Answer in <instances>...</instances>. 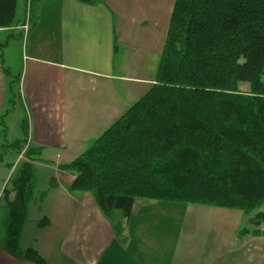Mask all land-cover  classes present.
<instances>
[{
	"label": "crops",
	"instance_id": "0c3cea01",
	"mask_svg": "<svg viewBox=\"0 0 264 264\" xmlns=\"http://www.w3.org/2000/svg\"><path fill=\"white\" fill-rule=\"evenodd\" d=\"M92 1L40 0L25 34L24 19L15 23L18 0L12 14L0 12V30L17 27L23 38L16 79L28 115L27 144L42 157L33 165L54 163L40 222L46 236L39 234L17 254L0 241V264H34L22 256L29 248L46 264H264V234L240 236L247 216L239 210L136 199L116 231L119 215L106 217L90 193L69 189L74 174L60 166L84 152L154 83L175 2ZM12 67V53L0 59V111L12 93ZM141 215L149 220L139 237ZM157 218L168 220L165 228L178 220L163 263L157 259L164 251L152 238Z\"/></svg>",
	"mask_w": 264,
	"mask_h": 264
},
{
	"label": "trees",
	"instance_id": "16d2710c",
	"mask_svg": "<svg viewBox=\"0 0 264 264\" xmlns=\"http://www.w3.org/2000/svg\"><path fill=\"white\" fill-rule=\"evenodd\" d=\"M6 1L0 12L12 14L16 0ZM263 75L264 0H175L154 83L60 166L74 174L69 189L90 193L106 217L119 215L116 231L135 200L148 199L239 210L247 216L240 236L264 234V212L255 211L264 203ZM16 150L25 160L0 195L14 254L39 155L29 144ZM22 256L46 264L31 248Z\"/></svg>",
	"mask_w": 264,
	"mask_h": 264
},
{
	"label": "rangeland",
	"instance_id": "374dc122",
	"mask_svg": "<svg viewBox=\"0 0 264 264\" xmlns=\"http://www.w3.org/2000/svg\"><path fill=\"white\" fill-rule=\"evenodd\" d=\"M40 0H37L32 6L33 9ZM25 0H18L17 9H16V21L15 23L24 22L29 15L28 19L32 18V13L30 7L25 4ZM34 10V9H33ZM32 10V12H33ZM19 29L9 28L0 30V59H7V55L12 53L13 58V67L11 72V78L19 77L20 78V67L18 62V55L20 53V42L22 41V34L18 36ZM9 44V46L7 45ZM3 52L5 53L3 58ZM6 55V56H5ZM7 60L4 62L6 66ZM16 67V68H15ZM14 68V69H13ZM155 75V72L153 73ZM264 80V75H263ZM242 90H246L247 87L245 84L241 85ZM19 91V81L14 80L12 83V93H9L5 99L3 111H0V195L2 189L6 186L7 179L12 174L15 165L19 161L25 160L24 155H19V151L16 150V146H20L21 150L24 149L27 145V135H28V115L20 99ZM42 157L35 155V160H41ZM42 162V161H39ZM13 167L10 168V164H13ZM46 166L36 167V176L34 181V191L33 196L27 206V211L25 215V222L22 228V232L19 238V248H24L30 246L34 243L36 236L40 234V238H44L46 233L44 232L43 224L40 222L44 221L43 211L46 210V205L49 204V201L45 199V196L42 195L43 191H46L49 188V184L53 181L51 178V171L54 170V163L46 162ZM9 188L11 187L8 183ZM7 187V188H8ZM45 194V193H44ZM44 198V202H42ZM165 202V201H164ZM167 203V202H165ZM169 205H172V202ZM174 204L183 205L178 202H173ZM139 207V206H138ZM172 209V208H171ZM264 212V203L258 207L255 211ZM254 211V212H255ZM252 212V213H254ZM158 213V212H157ZM251 214V213H250ZM249 214V215H250ZM7 217H8V208L6 204L0 199V241H6L7 235ZM161 224L153 229L152 238L156 241L158 248L164 251V256H159L157 259L162 263L168 258L167 251H170V248L175 242L174 234L170 231L172 228L176 229L178 220L176 218L171 219V224H168V228H165V224L168 221L166 218H157ZM149 218L141 217L139 218L141 229L139 230V237L143 236V231L147 228V223ZM124 227V224L122 226ZM264 227V224H263ZM141 242V240H140ZM23 251V250H22ZM161 257V258H160Z\"/></svg>",
	"mask_w": 264,
	"mask_h": 264
},
{
	"label": "built area",
	"instance_id": "2783aa9c",
	"mask_svg": "<svg viewBox=\"0 0 264 264\" xmlns=\"http://www.w3.org/2000/svg\"><path fill=\"white\" fill-rule=\"evenodd\" d=\"M29 5V0L27 2V6ZM29 15L27 16L25 22L20 26L22 31L24 32V34L28 31L29 29V19H28Z\"/></svg>",
	"mask_w": 264,
	"mask_h": 264
}]
</instances>
